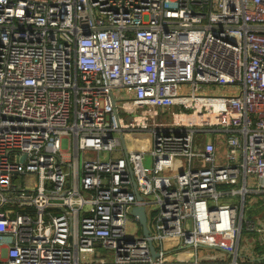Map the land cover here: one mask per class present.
I'll return each mask as SVG.
<instances>
[{"label":"built area","instance_id":"2783aa9c","mask_svg":"<svg viewBox=\"0 0 264 264\" xmlns=\"http://www.w3.org/2000/svg\"><path fill=\"white\" fill-rule=\"evenodd\" d=\"M262 195L264 0H0V264H264Z\"/></svg>","mask_w":264,"mask_h":264},{"label":"rangeland","instance_id":"374dc122","mask_svg":"<svg viewBox=\"0 0 264 264\" xmlns=\"http://www.w3.org/2000/svg\"><path fill=\"white\" fill-rule=\"evenodd\" d=\"M228 90H226L225 88H221L219 85H212V86H208L206 91H205V95H214L215 93H222V94H226ZM148 134H140L137 137L138 142L144 144L143 146H139L140 150L144 153V158H143V166L145 169H149L151 167V156L149 153V146L147 145V139H148ZM201 139L203 140V135L201 137ZM105 157V155H103V158ZM92 158H95V155H92ZM257 203L252 207L251 210L246 209L245 214L247 215L248 213H250V220L249 221H254L255 219H257L256 217L260 214H264V207H262L260 210H257V208H260L258 206L262 205L264 206V195L262 196H258L257 197ZM152 216H154L153 214H149L148 216V220H149V227L152 225L150 223ZM256 221V220H255ZM127 233L130 236L133 235H140L141 234V226L140 224L135 221L134 217H130L129 221H128V225H127ZM208 243H212V245L210 244H203V248H200L202 250H208L210 249L209 247H214L213 244H216V241H212L211 239H209L207 241ZM164 250L166 252H168L165 255V260L169 261V262H190L192 260L195 259L194 255H191L190 253H192V248H183L180 249L179 247H177L176 245L173 247H170L168 245L167 242H164L163 244ZM243 248H245V242L242 240L241 244H240V251H243ZM97 250H99L98 252L100 253V255H102L104 258H106L108 261L113 259V256L111 255V252L109 250L103 249L101 247L97 248ZM204 253L199 251L198 254V259L202 260V255Z\"/></svg>","mask_w":264,"mask_h":264},{"label":"crops","instance_id":"0c3cea01","mask_svg":"<svg viewBox=\"0 0 264 264\" xmlns=\"http://www.w3.org/2000/svg\"><path fill=\"white\" fill-rule=\"evenodd\" d=\"M260 208H257V210H260L262 207V205L258 206ZM251 210L252 207L247 206L245 208L246 209ZM244 216L245 218H247V220L249 221L251 218L250 213H248L247 215L244 212ZM257 219H255L254 221H251L257 225L264 223V214H260L256 217ZM242 240L245 242V248H243V251H240V244L242 242ZM238 250H239V260H242V257H249L251 259H255V260H260V261H264V234H258L252 231H248L246 229V226H243L242 228V232H241V236H240V240L238 243Z\"/></svg>","mask_w":264,"mask_h":264},{"label":"water","instance_id":"95a60500","mask_svg":"<svg viewBox=\"0 0 264 264\" xmlns=\"http://www.w3.org/2000/svg\"><path fill=\"white\" fill-rule=\"evenodd\" d=\"M136 196H137L136 199L138 201H140L141 200V197L138 196V194H136ZM132 216L137 218L138 223L140 224V226L142 228V234H143V236H146L147 237L149 233H148V230L146 228V216L147 215H145L144 208L143 207H135L132 210ZM149 246H150V251H152L151 252L152 255L153 256H156V253H155V251H154V249L152 247L151 242H149Z\"/></svg>","mask_w":264,"mask_h":264}]
</instances>
